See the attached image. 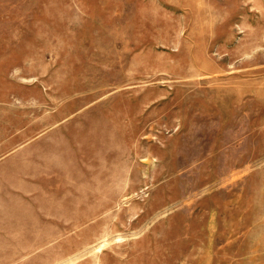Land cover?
<instances>
[{"label":"rangeland","instance_id":"obj_1","mask_svg":"<svg viewBox=\"0 0 264 264\" xmlns=\"http://www.w3.org/2000/svg\"><path fill=\"white\" fill-rule=\"evenodd\" d=\"M0 264H264V0H0Z\"/></svg>","mask_w":264,"mask_h":264}]
</instances>
